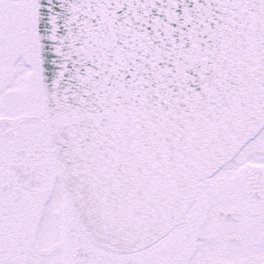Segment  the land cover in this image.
<instances>
[{"label":"snow or ice","instance_id":"1","mask_svg":"<svg viewBox=\"0 0 264 264\" xmlns=\"http://www.w3.org/2000/svg\"><path fill=\"white\" fill-rule=\"evenodd\" d=\"M0 264H264V0H0Z\"/></svg>","mask_w":264,"mask_h":264}]
</instances>
